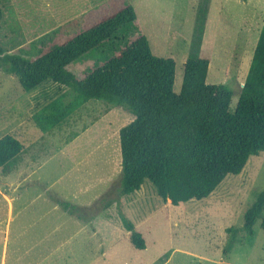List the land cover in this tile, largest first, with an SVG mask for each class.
Segmentation results:
<instances>
[{
  "label": "rangeland",
  "instance_id": "1",
  "mask_svg": "<svg viewBox=\"0 0 264 264\" xmlns=\"http://www.w3.org/2000/svg\"><path fill=\"white\" fill-rule=\"evenodd\" d=\"M106 1L0 0V45L35 57L61 28ZM128 2L137 12L134 25L67 69L81 78L145 34L155 55L174 59L179 93L206 14L207 83L231 88L235 111L264 26V0ZM65 93L67 101L71 90L53 81L26 91L17 76L0 69V137L10 133L25 145L17 165L0 166V264H264V213L255 234L244 229L245 212L264 190V153L251 156L241 173L228 174L203 199L166 203L149 180L123 195L120 130L134 114L91 99L65 123L42 132L33 113ZM121 216L144 234L145 249L132 244ZM231 226L237 233L226 230Z\"/></svg>",
  "mask_w": 264,
  "mask_h": 264
},
{
  "label": "trees",
  "instance_id": "2",
  "mask_svg": "<svg viewBox=\"0 0 264 264\" xmlns=\"http://www.w3.org/2000/svg\"><path fill=\"white\" fill-rule=\"evenodd\" d=\"M2 18L0 7V29ZM136 20V9L128 0H108L71 21L70 30L61 28L60 36L35 57L5 52L0 45V69L17 76L26 91L46 81L71 90L69 100L67 93L61 94L33 113L32 120L44 133L65 123L91 99L134 114L120 130L121 194L131 195L149 180L166 203L206 198L228 174L241 173L251 156L264 153V26L231 111V88L207 83L210 59L202 54L206 14L198 23L195 52L185 63L179 93L174 90V59L155 55L145 34L81 78L67 69L90 50L103 49L120 28ZM24 150L16 136L0 137V166L17 165ZM263 213L264 190L245 212L246 232L255 234L256 220ZM121 219L132 244L145 249L144 234L126 217ZM227 230L237 233L233 226Z\"/></svg>",
  "mask_w": 264,
  "mask_h": 264
},
{
  "label": "crops",
  "instance_id": "3",
  "mask_svg": "<svg viewBox=\"0 0 264 264\" xmlns=\"http://www.w3.org/2000/svg\"><path fill=\"white\" fill-rule=\"evenodd\" d=\"M205 48H204V44H202V54L204 55V50ZM209 67H210V65H209ZM209 73V72H208ZM208 77V76H207ZM228 228V227H227ZM227 228H226V230H227ZM228 231V230H227ZM226 233V232H225ZM5 242H7V239H5ZM4 257H5V254H4ZM222 259V258H221Z\"/></svg>",
  "mask_w": 264,
  "mask_h": 264
}]
</instances>
